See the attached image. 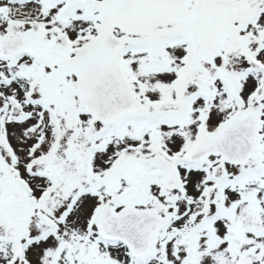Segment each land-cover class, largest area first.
I'll use <instances>...</instances> for the list:
<instances>
[{
    "label": "snow or ice",
    "instance_id": "snow-or-ice-1",
    "mask_svg": "<svg viewBox=\"0 0 264 264\" xmlns=\"http://www.w3.org/2000/svg\"><path fill=\"white\" fill-rule=\"evenodd\" d=\"M0 264H264V0H0Z\"/></svg>",
    "mask_w": 264,
    "mask_h": 264
}]
</instances>
